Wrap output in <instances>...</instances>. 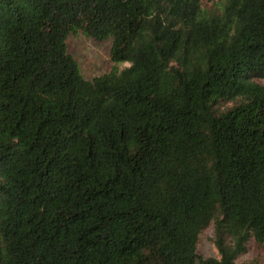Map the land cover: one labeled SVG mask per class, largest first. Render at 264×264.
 Wrapping results in <instances>:
<instances>
[{
  "label": "trees",
  "instance_id": "trees-1",
  "mask_svg": "<svg viewBox=\"0 0 264 264\" xmlns=\"http://www.w3.org/2000/svg\"><path fill=\"white\" fill-rule=\"evenodd\" d=\"M209 2L0 0V264H256L264 0ZM78 29L129 64L85 78Z\"/></svg>",
  "mask_w": 264,
  "mask_h": 264
},
{
  "label": "rangeland",
  "instance_id": "rangeland-1",
  "mask_svg": "<svg viewBox=\"0 0 264 264\" xmlns=\"http://www.w3.org/2000/svg\"><path fill=\"white\" fill-rule=\"evenodd\" d=\"M206 6H210L209 0H201ZM67 51L76 59L82 75L87 79L101 75L113 68L120 70L129 64L128 61L113 62L109 56L111 38L96 39L84 33L81 29L70 32L66 37ZM264 83V78H256ZM226 102L224 106L231 104ZM213 225L210 224L200 233L197 243V252L202 256H217V250L212 242ZM255 258L256 264H264V246L257 247L253 242L249 244L247 253L240 260Z\"/></svg>",
  "mask_w": 264,
  "mask_h": 264
}]
</instances>
